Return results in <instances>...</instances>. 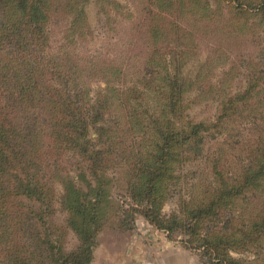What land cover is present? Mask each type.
Returning a JSON list of instances; mask_svg holds the SVG:
<instances>
[{
  "label": "trees",
  "instance_id": "obj_1",
  "mask_svg": "<svg viewBox=\"0 0 264 264\" xmlns=\"http://www.w3.org/2000/svg\"><path fill=\"white\" fill-rule=\"evenodd\" d=\"M44 3V0H0V264L92 263L96 237L112 220L100 219L104 189L97 192L100 200L91 202L86 198L83 163L93 169L130 164L135 178L129 187L131 220L137 213L171 238L178 233L186 234V248L198 251L206 263L245 264L231 258L230 250L256 249L258 255L264 237V214L258 212V185L264 180V123L258 132V146L254 140L250 145L244 170L230 171L226 176L221 170L209 168L198 197L182 201L178 211L163 213L156 187V181L164 176L176 178V170L169 162L172 146L185 139L202 140L207 133L222 129L229 110H236L253 88L229 97L213 124L201 121L186 130L183 123L181 131L175 130L177 123L166 116L170 112H177L176 118L182 115L183 106L179 102L185 89L167 88L159 80L154 83L157 81L154 73L163 74L164 70L151 67L158 61L166 62L169 51L156 48L155 54L148 52L146 66L138 78L135 70L127 73L124 65L109 66L108 70L105 63L112 61L109 56H89L87 63L81 62L68 49L75 42L71 36L66 49L51 50L49 28L53 20H42L48 19L41 8ZM157 11V17L150 20H164L165 13L171 14L170 8ZM33 17L38 20H31ZM147 24L148 20H144L139 34ZM81 25L85 30L86 24ZM79 27L72 25L71 29ZM164 33L161 29L159 37ZM84 34L85 31L81 35ZM151 36L154 38L156 34ZM147 47H153L149 39ZM128 52L124 62L132 59ZM97 69H102L104 86L96 90L94 100L85 90L80 96L78 91ZM147 91L150 97L151 93L156 97L155 106H160L157 115L150 112V102H142ZM117 103L124 110V119L115 113ZM107 117L111 118V124L105 123ZM121 120L128 126L131 142L123 140L126 146L118 150L116 158L107 143L108 139L116 138V146L118 137L124 139L126 131L121 128ZM166 122L173 127L163 136L160 153L145 150L136 132L144 130L147 136L158 130L162 134ZM155 156L156 161L151 164ZM74 157L75 166L71 167L68 161ZM94 173L98 180L102 179L100 170ZM145 174L152 176L144 189L139 178ZM106 183L102 182L103 188ZM239 199L245 203L240 205ZM60 210L66 216L58 224L53 216ZM116 216L122 225L128 223L119 214ZM68 228L77 234L78 244L72 250H66L65 246Z\"/></svg>",
  "mask_w": 264,
  "mask_h": 264
},
{
  "label": "rangeland",
  "instance_id": "obj_2",
  "mask_svg": "<svg viewBox=\"0 0 264 264\" xmlns=\"http://www.w3.org/2000/svg\"><path fill=\"white\" fill-rule=\"evenodd\" d=\"M44 2L41 8L48 14V19L42 20H53L49 28L52 37L51 50H59L61 47L66 49V45L69 44L68 36H71L75 42L69 45L68 49L71 48V54L76 56L74 59L81 62L87 63L90 60L89 56L95 58L109 56L112 61L105 63L108 70L109 66L124 65L127 73L135 70L138 78L142 68L146 66L148 52L155 54L156 48L169 51L166 62L158 61L157 65L153 63L151 67L164 70L161 71L163 74L154 73L153 77L157 80L154 83L159 80V83L167 88L177 87V91L185 89L184 96L179 102L183 106L182 115L176 118L177 112L174 114L170 112L166 116L167 120L177 123L178 128H173L175 130L181 131L183 123L186 130H190L193 123L201 121L207 125L213 124L218 121L222 112L221 106L229 97L242 94L247 88H253L239 104L238 111L229 110V118L222 129L207 133L202 140L185 139L172 146V158L169 162H172L176 170V178L164 176L156 181L158 201L162 204L163 213L178 211L182 201L197 198L200 185L207 178L209 168L211 171L221 170L226 176L230 171L237 170L241 173L244 170L243 162L248 159L250 145L254 140L258 146V132L264 123V0H44ZM169 8L171 16L165 13L164 20H150L157 17V10L167 11ZM39 16L41 20V15ZM31 20L38 19L33 17ZM144 20H148V24L139 34ZM76 23H85V30L81 24ZM72 25L74 27L79 25V30L71 29ZM161 29L165 33L159 37ZM84 31L85 34L81 35ZM155 34L156 37L153 38L151 35ZM136 38L138 42L135 41ZM147 39L153 44V49H148ZM128 51L132 54V59L124 62ZM93 74L85 81L87 85H82L78 92L82 96L85 90L94 100L96 90L105 83L102 80V69L95 70ZM163 75L167 76V79L163 80L161 78ZM173 95L170 94L171 98ZM145 98L146 100H142L143 104L150 102V112L153 115L159 114L160 106H155L154 94L151 93L150 97L147 91ZM134 104L142 108L138 103ZM115 113L124 119V110L119 104L116 105ZM121 122V128L126 131L124 139L118 137L120 141L118 140L116 146H114L116 138L108 139L107 143L111 144L112 156L116 158L119 156L118 150L126 146L123 140L131 142L128 126L125 120ZM105 123L111 124V118L107 117ZM147 123H151L149 118ZM162 127V134L158 130L147 136H144V130L136 132L137 140L142 143L144 149H152V152L155 150L157 152L155 155L160 153L164 142L163 136L173 126L166 122ZM92 131L95 136L96 131L94 129ZM75 158L68 161L71 167L75 166ZM155 161L156 156L150 163L154 164ZM87 164L83 163L86 176L82 177L86 198L93 202L100 200L102 196L101 222L105 218L112 220V223L108 222L96 237V253L102 246L124 248L130 236H138L140 227L149 226L157 233L159 229L150 224L144 216L136 213L135 219L131 220L133 212L129 187L135 178L130 172V164L107 165L99 169L89 168ZM97 170L103 175L101 180L95 176L94 172ZM75 172L74 169L73 173ZM151 176L145 174L139 178L144 189L147 188ZM104 180L107 183L103 188ZM99 189H104L105 193L98 198ZM251 193L252 191H249V194ZM238 202L243 205L245 200L239 199ZM263 209L264 180L258 185V212L262 216ZM117 214L124 217L128 223L122 225ZM65 216L66 212L60 210L53 216V221L62 223ZM159 231L164 232L167 239L180 244L208 264L198 251L186 248L184 244L188 238L186 234L178 233L171 238L164 230ZM65 237L66 250L75 249L78 241L77 234L72 228L66 230ZM261 239L258 255L256 249L244 252L230 250L231 258L245 264L248 262L264 264V237Z\"/></svg>",
  "mask_w": 264,
  "mask_h": 264
},
{
  "label": "crops",
  "instance_id": "obj_3",
  "mask_svg": "<svg viewBox=\"0 0 264 264\" xmlns=\"http://www.w3.org/2000/svg\"><path fill=\"white\" fill-rule=\"evenodd\" d=\"M140 227L122 249L101 247L91 264H205L180 244L167 239L164 232ZM98 249V248H97ZM97 255V257H96Z\"/></svg>",
  "mask_w": 264,
  "mask_h": 264
}]
</instances>
